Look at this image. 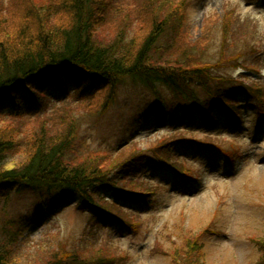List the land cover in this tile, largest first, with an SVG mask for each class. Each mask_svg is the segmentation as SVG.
<instances>
[{
    "label": "rangeland",
    "instance_id": "1",
    "mask_svg": "<svg viewBox=\"0 0 264 264\" xmlns=\"http://www.w3.org/2000/svg\"><path fill=\"white\" fill-rule=\"evenodd\" d=\"M181 1L191 42L200 47L210 39L212 45L207 54L213 55L214 60L223 40L219 17L225 10H235L234 26L241 21L240 33L247 35L243 39L257 27V43L262 50L259 60L252 62L257 71L243 72L240 66L227 65L223 60L222 74L234 75L236 82L264 88V0ZM67 2L0 0V34L23 30L24 24L34 31L37 17L45 21L46 29L68 25L72 15ZM152 2L109 0L103 3L104 11L99 5L92 14L95 41L102 46L119 38L140 42L150 29L153 13L163 16L171 11L169 4L159 6ZM238 38L236 41L243 40ZM180 46L174 50L183 55L187 47ZM238 71L245 76L239 77ZM159 90L165 105L175 112L186 105L167 88L160 86ZM95 91L70 87L61 94L53 88L47 92L49 101L44 109L39 106L20 117L10 112L0 116V126L17 133L23 143L10 154L8 163H23L26 145L35 137L49 141L68 139L77 125L73 146L78 154L73 164L79 165L77 162L83 159L91 162L96 154L109 157L111 148L113 164L144 152L147 161L136 175L127 176V187L145 193L142 198L146 202L123 201L118 214L124 220L111 227L106 222L96 223L70 200L57 212H47L25 228L10 259L18 264H264L260 242L264 241V132L252 133L257 117L243 113L246 133H234L221 123L215 128L196 124L195 130L180 132L174 128L181 122L168 127L169 112L158 111L151 93L128 78L114 89L108 107L102 105L109 90ZM146 111L147 124L134 125L133 120ZM260 124L264 126V119ZM178 131L181 136L199 141L176 147L167 144L159 155L149 149L157 141L179 136ZM162 157L169 158L173 166ZM37 201L38 196L24 188L3 197L0 227L5 218L3 208L11 217H31Z\"/></svg>",
    "mask_w": 264,
    "mask_h": 264
},
{
    "label": "trees",
    "instance_id": "2",
    "mask_svg": "<svg viewBox=\"0 0 264 264\" xmlns=\"http://www.w3.org/2000/svg\"><path fill=\"white\" fill-rule=\"evenodd\" d=\"M102 1L68 0V12L72 18L71 23L65 26L46 29L43 26L45 21L37 17L34 19V31L24 24L23 30L0 34V116L10 112L20 117L21 113H29L39 106L44 109L49 101L47 92L53 88L61 94L70 87L87 92L96 90L94 93L106 88L109 90L108 98L102 107H108L114 97V89L128 78L151 93L158 111L163 114L164 110L169 112L168 127L181 122L174 128L180 132L195 130L196 124L215 128L221 123L232 128L234 133H246L242 122L244 112L257 117L258 124L252 133L264 132V126L260 124L264 119V88L236 82L234 75L222 74L221 64L224 60L227 65L235 63L238 68L240 66L243 72L257 71L252 63L258 61L262 53L261 45L257 43L260 40L257 27L250 37L243 39L247 35L240 33L238 25L241 26V21L234 26L235 10H225L219 17L223 40L214 60L211 58L213 55L207 54L209 45H212L210 39L200 47L191 42L181 0H153L152 3L157 2L155 5L169 4L171 11L163 16L159 12L153 13L150 29L140 42L119 38L102 46L93 37L92 15L99 5L104 11L103 3L109 0ZM247 26L248 22L245 23L246 29ZM238 36L243 40L236 41ZM232 37L234 41H231ZM176 45L178 49L180 45L187 47L183 55L175 52ZM240 72H237L239 77H244ZM160 86L185 102L180 112L165 105ZM147 114V111L141 113L132 123L136 126L147 124ZM77 127L75 125L69 132L68 139L49 141L35 137L26 145L23 163L11 165L8 163L10 154L23 143L17 133L0 126V201L12 191L23 188L38 196L32 218L23 214L8 216L3 208L6 219L0 227V264H18L10 259L9 254L18 245L19 235L44 214L57 212L70 200L87 211L96 223L104 225L106 222L111 227L124 220L118 214L123 201L146 202L144 200L147 199L142 198L145 193L131 191L127 187V176L136 175L144 158L147 159L144 152L131 154L113 164L111 148L108 149L109 157L96 154L91 162L83 159L77 162L81 164H73L77 153L73 146ZM246 130L249 133L250 128ZM180 132L177 133L179 136L169 138L171 140L153 143L149 149L159 155L167 144L176 147L199 141L195 137L181 136ZM117 146L121 147L120 144ZM161 159L173 166L169 158ZM107 162L111 164L107 166ZM260 242L264 247V241ZM193 264L203 263L195 261Z\"/></svg>",
    "mask_w": 264,
    "mask_h": 264
}]
</instances>
